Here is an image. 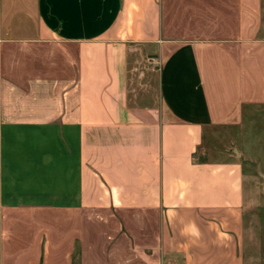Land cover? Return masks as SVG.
Masks as SVG:
<instances>
[{
	"label": "crops",
	"instance_id": "0c3cea01",
	"mask_svg": "<svg viewBox=\"0 0 264 264\" xmlns=\"http://www.w3.org/2000/svg\"><path fill=\"white\" fill-rule=\"evenodd\" d=\"M263 103L264 0H0V264H231L242 167L196 154Z\"/></svg>",
	"mask_w": 264,
	"mask_h": 264
},
{
	"label": "rangeland",
	"instance_id": "374dc122",
	"mask_svg": "<svg viewBox=\"0 0 264 264\" xmlns=\"http://www.w3.org/2000/svg\"><path fill=\"white\" fill-rule=\"evenodd\" d=\"M137 61L139 65L134 62L130 67L133 86L154 94L159 66L152 59ZM196 155L204 161L236 160L241 164L243 228L236 244L237 258L231 264H264V103L246 105L237 125L207 129ZM165 264L183 262L175 256Z\"/></svg>",
	"mask_w": 264,
	"mask_h": 264
},
{
	"label": "water",
	"instance_id": "95a60500",
	"mask_svg": "<svg viewBox=\"0 0 264 264\" xmlns=\"http://www.w3.org/2000/svg\"><path fill=\"white\" fill-rule=\"evenodd\" d=\"M263 182H264V178H263ZM263 189H264V183H263Z\"/></svg>",
	"mask_w": 264,
	"mask_h": 264
}]
</instances>
